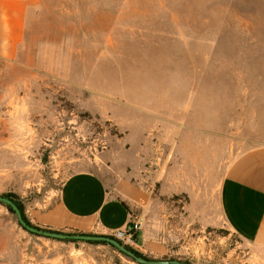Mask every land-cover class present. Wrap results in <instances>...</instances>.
<instances>
[{
  "label": "rangeland",
  "instance_id": "obj_1",
  "mask_svg": "<svg viewBox=\"0 0 264 264\" xmlns=\"http://www.w3.org/2000/svg\"><path fill=\"white\" fill-rule=\"evenodd\" d=\"M211 134L216 159L264 144V0H42L16 55L0 57V195L40 229L51 230L38 213L79 171L110 189L131 178L185 219L194 170L182 185L177 167ZM188 239L167 257L144 255L249 259L225 230ZM0 264L138 263L107 245L31 235L0 204Z\"/></svg>",
  "mask_w": 264,
  "mask_h": 264
},
{
  "label": "crops",
  "instance_id": "obj_2",
  "mask_svg": "<svg viewBox=\"0 0 264 264\" xmlns=\"http://www.w3.org/2000/svg\"><path fill=\"white\" fill-rule=\"evenodd\" d=\"M41 2L0 0V57L16 55L29 15ZM210 137L177 167L176 179L182 185L189 178L186 170H194V190L182 207L189 212L185 219L167 204L154 203L151 193L131 178L119 177L110 189L97 174L79 171L63 182L57 201L38 213V221L56 231L111 235L143 218L135 247L154 258L182 250L193 242L187 241L193 234L225 230L248 250L246 264H264V144L232 157L229 148L223 149L216 159V140Z\"/></svg>",
  "mask_w": 264,
  "mask_h": 264
},
{
  "label": "water",
  "instance_id": "obj_3",
  "mask_svg": "<svg viewBox=\"0 0 264 264\" xmlns=\"http://www.w3.org/2000/svg\"><path fill=\"white\" fill-rule=\"evenodd\" d=\"M0 203L8 205L13 210L22 228H24L28 232L43 236L45 238H49L53 240H63V241L71 240V241H84V242H107L113 245L116 249H118L122 253L129 256L132 260H134L138 264H191V263L183 262L180 260H147L145 258L138 257L131 250L123 246L119 241L113 238H110L109 236L94 235V234L93 235H88V234L70 235V234H64L60 232L41 230L33 226H30L26 223V221L23 218L21 210L19 209V207L15 204V202L12 199L7 198L3 195H0Z\"/></svg>",
  "mask_w": 264,
  "mask_h": 264
},
{
  "label": "built area",
  "instance_id": "obj_4",
  "mask_svg": "<svg viewBox=\"0 0 264 264\" xmlns=\"http://www.w3.org/2000/svg\"><path fill=\"white\" fill-rule=\"evenodd\" d=\"M144 220L137 218L130 222L126 228L118 230L111 234L115 239L120 241L123 245L135 248L137 245V233L141 230Z\"/></svg>",
  "mask_w": 264,
  "mask_h": 264
},
{
  "label": "trees",
  "instance_id": "obj_5",
  "mask_svg": "<svg viewBox=\"0 0 264 264\" xmlns=\"http://www.w3.org/2000/svg\"><path fill=\"white\" fill-rule=\"evenodd\" d=\"M3 196H5V197H7V198H10V199H12L14 202H15V204L19 207V209L21 210V212H22V215H23V218H24V220L26 221V223L28 224V225H30V226H33L31 223H30V221L27 219V217L25 216V212H24V208H23V204L18 200V199H15V196H13V195H9V194H6V195H3ZM1 205H3V206H5L11 213H13L14 214V212H13V210L8 206V205H5V204H2V203H0ZM21 226V225H20ZM33 227H35V226H33ZM35 228H38V229H40L39 227H35ZM24 229V228H23ZM25 230V229H24ZM41 230H46V231H52V232H58V231H53V230H47V229H41ZM25 231H27V230H25ZM28 232V231H27ZM28 233H30L31 235H34V236H40V235H36V234H33V233H31V232H28ZM61 233V232H60ZM75 234H85V233H75ZM74 235V234H73ZM88 235H93V234H88ZM43 237V236H42ZM110 238H113V239H115L113 236H109ZM49 239V238H48ZM115 240H117V239H115ZM59 241H63V240H59ZM64 241H71V240H64ZM118 241V240H117ZM120 242V241H119ZM88 243H91V244H103V245H107V246H110L112 249H114V250H116V251H118L119 253H121L122 255H124V256H126V257H128V258H130L129 256H127L126 254H124V253H122L121 251H119L118 249H116L113 245H111V244H109V243H107V242H88ZM121 243V242H120ZM122 244V243H121ZM123 245V244H122ZM123 246H125V245H123ZM126 248H128L129 250H131L134 254H136L138 257H141V258H145V259H147V260H151V259H149L148 257H146L142 252H140L139 250H137V249H134V248H131V247H129V246H125ZM131 259V258H130Z\"/></svg>",
  "mask_w": 264,
  "mask_h": 264
}]
</instances>
